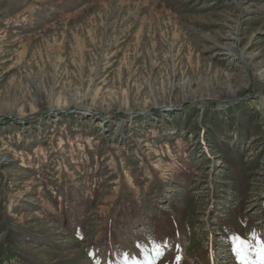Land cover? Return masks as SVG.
<instances>
[{
    "label": "rangeland",
    "instance_id": "1",
    "mask_svg": "<svg viewBox=\"0 0 264 264\" xmlns=\"http://www.w3.org/2000/svg\"><path fill=\"white\" fill-rule=\"evenodd\" d=\"M262 243L264 0H0V264Z\"/></svg>",
    "mask_w": 264,
    "mask_h": 264
},
{
    "label": "snow or ice",
    "instance_id": "2",
    "mask_svg": "<svg viewBox=\"0 0 264 264\" xmlns=\"http://www.w3.org/2000/svg\"><path fill=\"white\" fill-rule=\"evenodd\" d=\"M234 243L236 244V251L241 254L244 249L248 247V242L246 240L240 239L239 237L234 238ZM159 255V246L155 249ZM258 255L261 257L260 264H264V243L257 246Z\"/></svg>",
    "mask_w": 264,
    "mask_h": 264
},
{
    "label": "trees",
    "instance_id": "3",
    "mask_svg": "<svg viewBox=\"0 0 264 264\" xmlns=\"http://www.w3.org/2000/svg\"><path fill=\"white\" fill-rule=\"evenodd\" d=\"M6 120H8V119H6Z\"/></svg>",
    "mask_w": 264,
    "mask_h": 264
}]
</instances>
